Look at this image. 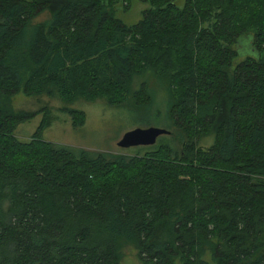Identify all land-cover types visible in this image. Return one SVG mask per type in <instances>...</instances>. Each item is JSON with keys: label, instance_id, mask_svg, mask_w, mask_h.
<instances>
[{"label": "trees", "instance_id": "1", "mask_svg": "<svg viewBox=\"0 0 264 264\" xmlns=\"http://www.w3.org/2000/svg\"><path fill=\"white\" fill-rule=\"evenodd\" d=\"M142 1L128 25L131 0H0V264H120L127 245L143 264H264V59L234 65L242 35L264 50V0ZM148 72L171 133L143 152L43 140L48 111L14 134L37 114L12 108L20 91L78 127V98L148 104Z\"/></svg>", "mask_w": 264, "mask_h": 264}, {"label": "rangeland", "instance_id": "2", "mask_svg": "<svg viewBox=\"0 0 264 264\" xmlns=\"http://www.w3.org/2000/svg\"><path fill=\"white\" fill-rule=\"evenodd\" d=\"M185 0H174L178 7H182ZM148 7V3L142 0H131L128 7L123 3L116 5V16L124 23L130 25L141 18V11ZM48 16L47 12L42 13L34 21H41ZM237 57L234 60L236 65L246 57H262L264 50H259L254 44L253 32L242 35L235 44ZM146 79L150 81L151 100L144 106H139L133 99H128L120 106L109 105L104 99L98 98L95 101H88L78 98L69 104L70 107L82 110L85 116L81 126L73 127L71 117L61 111L65 106L63 100L47 95L27 96L21 91L12 97L11 106L14 110L35 111L37 114L17 125L14 134L19 140H28L41 123L45 111H48V123L41 130V138L57 145H63L75 151L86 150L92 153L101 152L110 155H132L137 151L143 152L140 146L128 148L119 147L117 141L122 135L134 128L158 127L167 128L169 120L167 117L166 89L162 83L148 72ZM164 136L160 135L157 141ZM167 137L169 135H166ZM166 138V137H165ZM212 138L202 141L208 146ZM210 253L206 258L210 259ZM120 264H143L136 256V249L127 245L122 249Z\"/></svg>", "mask_w": 264, "mask_h": 264}, {"label": "water", "instance_id": "3", "mask_svg": "<svg viewBox=\"0 0 264 264\" xmlns=\"http://www.w3.org/2000/svg\"><path fill=\"white\" fill-rule=\"evenodd\" d=\"M165 128L146 127L134 128L126 131L117 141L119 147L128 148L133 146H150L156 143L157 138L163 134H170Z\"/></svg>", "mask_w": 264, "mask_h": 264}]
</instances>
